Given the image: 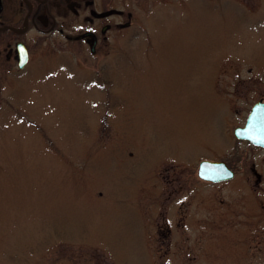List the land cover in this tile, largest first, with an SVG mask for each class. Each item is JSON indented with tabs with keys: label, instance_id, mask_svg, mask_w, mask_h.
Listing matches in <instances>:
<instances>
[{
	"label": "rangeland",
	"instance_id": "1",
	"mask_svg": "<svg viewBox=\"0 0 264 264\" xmlns=\"http://www.w3.org/2000/svg\"><path fill=\"white\" fill-rule=\"evenodd\" d=\"M175 3L107 55L51 34L0 73V264H264V149L234 134L264 97V0Z\"/></svg>",
	"mask_w": 264,
	"mask_h": 264
},
{
	"label": "flooded vegetation",
	"instance_id": "2",
	"mask_svg": "<svg viewBox=\"0 0 264 264\" xmlns=\"http://www.w3.org/2000/svg\"><path fill=\"white\" fill-rule=\"evenodd\" d=\"M173 4L175 0H0V73L9 77L29 69L34 45L51 34L86 56L107 55L113 45L130 40L139 17L157 5ZM260 99L264 97L256 101ZM250 171L255 183L264 182L255 163Z\"/></svg>",
	"mask_w": 264,
	"mask_h": 264
},
{
	"label": "water",
	"instance_id": "3",
	"mask_svg": "<svg viewBox=\"0 0 264 264\" xmlns=\"http://www.w3.org/2000/svg\"><path fill=\"white\" fill-rule=\"evenodd\" d=\"M264 107L262 111H255L249 116L247 124L243 127L236 126L235 134L240 138H249L257 144L264 145ZM198 174L200 177L221 181L233 177L234 172L224 160L203 159L199 164Z\"/></svg>",
	"mask_w": 264,
	"mask_h": 264
}]
</instances>
